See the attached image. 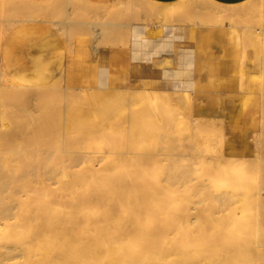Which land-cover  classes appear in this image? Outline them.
Masks as SVG:
<instances>
[{
    "label": "bare ground",
    "instance_id": "1",
    "mask_svg": "<svg viewBox=\"0 0 264 264\" xmlns=\"http://www.w3.org/2000/svg\"><path fill=\"white\" fill-rule=\"evenodd\" d=\"M6 1L9 5L14 2L9 7L11 11L16 9L14 6L23 8V4L36 2ZM80 1L85 6L75 8L86 9L94 18L115 8L122 13L128 5L129 10H134V0ZM143 1L141 16L149 18L148 26L159 27L157 33L162 35L171 33L172 19L178 15L181 18L177 23L192 26L235 24L241 10L238 6L247 4L219 6L206 0L205 6H195V16L190 19L179 4L164 6ZM44 2L43 6L52 4L50 0ZM31 3L25 7L29 9ZM124 3H128L126 9L122 7ZM33 6L30 10L25 8L27 15L22 14V19L12 22L51 25L56 32L66 26L68 29L85 25L89 55L94 58L104 52L108 31L102 25L106 20L99 17L100 20L83 22L68 18L67 13L64 20L59 18L64 17L66 9L63 16L40 19L35 13L39 3ZM258 6L253 9L258 19L254 16L253 20L249 11L251 22L242 23V29L253 49L252 65L259 76L250 80L242 74L240 86L247 87L244 82L249 80L262 95L264 3ZM32 9L34 13L29 14ZM193 17L197 22H193ZM134 19L118 23L128 33L130 26L139 22V17ZM157 19L161 21H152ZM7 21L0 18V29ZM120 77L118 70L114 77L97 73L70 76L65 79L70 78L66 85L60 82L62 94L57 88L56 93L61 94L57 99L61 100L52 106L48 121H41L30 137H17L21 138L20 150L11 147L18 139L10 127L4 138L0 135V264H264V159L257 157L260 152L264 154V139L259 137L262 151L257 143L254 147L260 151H255L258 159L252 157L254 161L226 156L221 150L222 121L192 115V90L188 83L127 76L128 84L123 88L110 87V82ZM30 87L13 82L0 62V93L8 92L19 100H41L45 92L36 88L29 91ZM154 105L163 108L161 116ZM179 114L188 118L192 133L212 139L215 136L219 153L208 148L203 153L190 149L178 152L176 148L180 149L183 140L179 145L170 134L175 126L181 129V123L176 125L173 121L175 116L181 118ZM180 118L177 122L183 121ZM157 121L168 124L159 129L161 133H156ZM190 138L187 136L186 141L190 142ZM250 177L255 179L253 183Z\"/></svg>",
    "mask_w": 264,
    "mask_h": 264
},
{
    "label": "crops",
    "instance_id": "2",
    "mask_svg": "<svg viewBox=\"0 0 264 264\" xmlns=\"http://www.w3.org/2000/svg\"><path fill=\"white\" fill-rule=\"evenodd\" d=\"M150 1L167 6L180 0ZM210 1L219 6H235L247 0ZM13 24L0 36L2 67L9 77L39 85L45 78V65L55 62L65 49V41L53 28L42 23ZM158 28L133 23L122 51L117 47L104 49L102 54L89 57L91 64L80 66L71 75L95 72L114 77L118 70L121 76L135 80L186 82L192 90V115L222 121L225 152L229 156H248L249 143L258 126V102L254 93L242 91L240 86L241 29L228 24L174 23L171 33L162 35L157 33ZM68 58H64V66L70 74Z\"/></svg>",
    "mask_w": 264,
    "mask_h": 264
},
{
    "label": "rangeland",
    "instance_id": "3",
    "mask_svg": "<svg viewBox=\"0 0 264 264\" xmlns=\"http://www.w3.org/2000/svg\"><path fill=\"white\" fill-rule=\"evenodd\" d=\"M9 1H11V0H9ZM14 1V0H13ZM12 1V2H13ZM21 1H22V3H21ZM15 0V2H17L18 4H23V2H26V0L24 1V0ZM29 1V0H28ZM31 1V0H30ZM45 0H42V1H36V2H26V4L28 3L29 5H30V3L32 4L31 6H30V8L28 9V8H26L25 6H29V5H25V4H23V6H20V7H23L24 9L26 8L27 10H30L31 8H34V6H33V4H35V3H39V6H38V10H36V14H37V16H39V18L40 19H45V18H50V16H53L54 15V17H58L59 15H61L62 13H64V10H65V15L64 14H62V16L64 15V17H59V18H61V19H65L66 17H67V14H68V18H74L75 20L76 19H79V20H81V21H94V19H96V20H100V18H102L101 20H106L105 21V26H103L102 25V27L105 29L106 27H107V30L106 31H108V33L107 34H109V35H107L106 33H105V35H106V38H107V40H105L104 41V44H105V49H110V48H112V47H117V48H119L121 51H122V49H123V47L125 46V44H126V37H127V33H126V30L124 29V28H122L121 29V27L122 26H120V24L121 23H123V22H126V21H128L129 19H132V17H133V19L134 20H137L138 19V17H139V22H137V23H148L149 22V18H144V17H142L141 15H142V13L140 12V10L142 9V7H144V5H145V2L143 1V0H134V10H129L128 8H129V5H128V3H124V5H122V7L124 8V9H126L127 8V11H122V13H121V10L120 11H118V9L117 8H115V9H113V10H110V11H108V12H103V13H100V14H97V15H95V18H94V15L93 14H91V13H88V12H86L85 10L86 9H84V10H78V9H76V8H78L79 6L81 7V6H83L84 5V3L83 2H81L80 0H50V2L52 3L51 4V6H43L44 5V2ZM47 1V0H46ZM111 1H112V3H114L116 0H109V1H107V3H111ZM259 0H247L246 1V3L247 4H245L244 6H238V9H241L240 10V14L238 15L239 17H238V19H237V22L235 23V24H231V23H225V24H230L231 26H236V27H239L240 29H241V32H242V36L244 37H242V42H241V46H242V48H243V50L244 51H242V57H241V62H243L242 63V67H240V82H241V79H242V74H244V75H246V78H248V79H255V78H258V76H259V72H258V70L254 67V65H252V64H254V59H253V49H252V47L250 46V42H249V39L247 38V36H246V34H244V31H243V29H242V23H244V22H251V20L250 19H248V18H250V15H249V11H251V13L253 14V20H254V18H255V20L256 19H258L257 18V12H255L253 9H256L257 8V6L259 5L260 6V4H261V6H262V4L264 3V0H260V4H259V2H258ZM66 2H67V4H66ZM262 2V3H261ZM9 3L10 2H8V1H6V0H0V18H3V19H5V20H8L7 22H3V24H2V26H1V29H0V36L2 37L3 35H5L6 34V32L7 31H9L13 26H14V24H13V22H12V20H20V16H22V14H24V15H27V14H25V13H27V11H26V9H25V11L26 12H24V10H23V8H19V10H22L21 12L20 11H18V8H17V6H14L16 9L14 10L13 9V7H11L12 9H13V11H11L10 9H9V7L14 3H11V5H9ZM47 3V2H46ZM49 3V2H48ZM245 3V2H244ZM256 3H258V4H256ZM176 4H179V7L180 8H184V10H185V13L189 16V18L191 19L192 18V16H195V12H196V10H195V6L197 5V6H199V7H203V6H205L206 4H208V2L206 1V0H180L179 1V3H176ZM214 4V3H213ZM243 4V3H242ZM251 4V5H250ZM256 4V5H255ZM17 5V4H16ZM47 5V4H46ZM125 5L127 6L128 5V7H126L125 8ZM217 5V4H216ZM239 5H241V4H239ZM85 6V5H84ZM258 6V7H259ZM260 6V7H261ZM45 7H47V9L44 11V9L43 8H45ZM76 7V8H75ZM219 7V6H218ZM252 7H254V8H252ZM256 7V8H255ZM69 8V9H68ZM75 8V9H74ZM252 8V9H251ZM259 9V8H258ZM257 9V10H258ZM16 10H17V12H16ZM128 10L129 11H131V12H129L128 13ZM243 10L245 11V12H243ZM246 10H248V12L246 11ZM256 10V11H257ZM43 11V12H42ZM84 11V12H83ZM134 11V12H133ZM253 11V12H252ZM60 12V13H59ZM70 12V13H69ZM80 12H82V13H80ZM134 14H133V13ZM242 12V13H241ZM19 13V14H18ZM28 13L30 14V13H34V9H32V11H28ZM67 13V14H66ZM126 13L128 14L127 15V17H123V16H126ZM132 13V14H131ZM248 13V14H247ZM250 13V14H251ZM21 14V15H20ZM140 14V15H139ZM202 14V13H201ZM243 14H245V15H243ZM247 14V15H246ZM251 14V15H252ZM23 15V18L25 17ZM42 15H43V17H42ZM48 15V16H47ZM56 15V16H55ZM133 15V16H132ZM137 15H139L138 17H137ZM46 16V17H45ZM135 16V17H134ZM248 16V17H247ZM255 16V17H254ZM100 17V18H99ZM129 17V18H128ZM252 17H251V19H252ZM59 18H56V20H59ZM124 18H126L127 20H124ZM181 17L178 15V16H176V17H174L173 19H172V22L173 23H177L178 21H179V19H180ZM244 18V19H243ZM22 19V18H21ZM63 19V20H64ZM123 19V20H122ZM193 22H197L196 21V19H195V17H193ZM240 19V20H239ZM246 19V21H243V20H245ZM248 19V20H247ZM53 20H54V18H53ZM79 20H77V21H79ZM144 20V21H143ZM147 20V21H146ZM189 20V19H188ZM252 20V23H254L255 21H253ZM153 22L155 21V23H158V22H160L161 21V19H157V20H152ZM190 22H191V20H189ZM116 22V23H115ZM118 22H121V23H118ZM257 22V21H256ZM106 23L108 24V26L106 25ZM116 24V25H115ZM115 25V26H114ZM48 26V25H47ZM49 26H51V25H49ZM116 26H118L117 28H116ZM120 26V27H119ZM192 26V25H191ZM53 27V26H52ZM113 27H115V28H113ZM54 30H56V27L54 26V28H53ZM63 29H65L64 31H63ZM69 29V31H67L66 32V30H68ZM68 29H67V26H66V28H61V30L63 31V32H65V35L64 34H60L61 35V37L63 38V40L65 41V49L63 50V52H61L58 56H57V58H56V60H55V62L54 63H52V64H47V65H45V78H44V81L42 82V83H40L39 85H40V88H37L39 85H28V84H26V83H23V82H21V81H19L18 79H16L15 77H10L11 78V80L13 81V82H15V83H17V84H21V85H25V86H32V87H30V90L29 91H34V89L35 90H37V89H41V90H43L44 92H45V94L43 95V96H41L40 97V99L41 100H39V98H38V100L37 101H34V99L36 100L37 98H33V100H22V99H18V98H16L14 95H12V94H10V93H8V92H4V91H2L1 93H0V126L2 127H0V135H1V137H5L7 134H8V132H10V130L11 131H13L14 132V134H15V136H16V138L18 137V136H21V138L23 139V137L24 138H28V137H30L31 135H33V131L35 130V128H37V125L38 124H40V125H42V122L43 121H45L44 122V124L48 121L47 119L49 118V115L48 114H50V113H52V110L54 109L52 106L53 105H55V107L58 105V103H59V101L61 100V99H57V98H61V94H62V91L60 90V87H59V85L61 84V85H66L67 83L66 82H68V80L70 79H68V80H66L65 81V79H67L68 77H70V76H72V77H77L76 75H71V73L73 72V73H75V72H77V71H79V67L80 66H83V67H85V66H88L89 64H91V59H89V57H90V55H89V53L87 52V46H88V40H89V37L87 36V30L85 29V25L83 26V27H75V28H70V26H68ZM61 30L60 31H57V33H60L61 32ZM63 32H61V33H63ZM66 33L68 34V36H66ZM105 35H104V39H105ZM118 38V39H117ZM114 39V40H113ZM244 40H246L248 43L246 44V41H244ZM72 41V42H71ZM106 42V43H105ZM245 42V45L243 44ZM107 43H108V45H107ZM118 43V45H116ZM114 44V45H113ZM121 44H122V46H121ZM246 45H248V46H250V47H246L245 48V46ZM68 47V48H67ZM69 50V51H68ZM66 56H69V58L67 59V65L69 66V69H68V72L70 73V74H67V75H65V73H66V71H65V67H67V66H64V62H65V57ZM244 60V61H243ZM94 62V64L96 63V61H93ZM253 62V63H252ZM243 65H244V67H243ZM253 66V67H252ZM242 68H243V70H242ZM67 69V68H66ZM61 70V71H60ZM121 70H123V69H121ZM243 71V72H242ZM65 72V73H64ZM63 73V74H62ZM57 74H58V76H57ZM61 74V75H60ZM93 74V76L95 75V72H93L92 73ZM60 76V77H59ZM65 76H66V78H65ZM60 78V79H57V78ZM42 79V77H40V80ZM113 79V78H112ZM62 81V82H61ZM58 82H59V84H58ZM61 82V83H60ZM249 82V80H245V82L244 83H247V87H245V86H241V90L242 91H246V92H252V93H254V95L256 96V98H257V102H258V111L260 112V109H261V112L259 113L258 112V126H257V131H256V133L252 136V138L254 139V141L252 140V138H251V141H250V143H249V151H250V154L248 155V156H243L242 158H251L252 159V157L254 158L255 156H256V152H260V151H262L263 149H261V147H259L260 146V144H262L263 146H264V140H261V139H264L263 138V136H264V116H263V113H264V99H262L261 100V98H264L263 96H264V93L262 92V95H260L261 94V92L259 93V91L257 90V89H255L254 87H253V84H251L250 82ZM70 83V82H69ZM76 83H78V82H76ZM55 84V85H54ZM56 84H58V86H56ZM128 84V81H127V79H126V77L125 76H121L120 78H118V79H114V80H112L111 82H110V87L112 86V87H114V88H123L124 86H126ZM52 85H54V86H52ZM60 85V86H61ZM71 85H73L72 83H71ZM55 86H56V88H55ZM69 86V85H68ZM45 87V88H44ZM72 88H74L73 86H71ZM32 88V89H31ZM57 88L60 90V93L61 94H59V93H56V92H59V91H57ZM53 89V90H52ZM54 89H56V90H54ZM55 91V92H54ZM69 91H71L70 89H69ZM53 92V93H52ZM66 92H68V91H66ZM50 93H52V94H50ZM54 94L56 95V96H54ZM58 94V95H57ZM75 94V93H74ZM78 93H76V95H77ZM49 99V100H48ZM76 100H79L78 98L76 99ZM34 101V102H33ZM75 101V100H74ZM259 101H261L260 103H259ZM262 101H263V103H262ZM38 102V103H37ZM42 103H45V105H43ZM57 105H56V104ZM75 103V102H74ZM77 103V102H76ZM23 105L25 106V107H23ZM41 105V106H40ZM44 106H46V107H44ZM48 106V107H47ZM155 107H154V110H158V114L157 115H162V113H163V108H161V105L159 106L158 105V107L159 108H157V105H154ZM259 106H260V109H259ZM262 106H263V108H262ZM53 108V109H52ZM23 109V110H22ZM34 109V110H33ZM22 110V111H21ZM29 111V113L27 112V111ZM31 110H33V112H31ZM39 110V111H38ZM153 110V109H152ZM159 110L161 111L160 113H159ZM12 111V112H11ZM2 112H3V114H2ZM22 112V113H21ZM38 113V114H36V113ZM48 112V113H47ZM12 113V114H11ZM26 113V114H25ZM31 114V115H30ZM40 114V117L38 116ZM165 114V113H164ZM262 114V115H261ZM46 115H47V118H46ZM51 115V114H50ZM181 114H179V116H180ZM261 115V116H260ZM43 116H45V119H42V118H44ZM263 116V117H262ZM15 117V118H14ZM34 117V118H33ZM176 117V121L173 119V118H171V120L173 119V121H174V123L176 122V125H177V123H181L180 124V127H181V129L180 130H178V128H177V126H175V124L174 123H172L171 122V120H170V122H171V125L173 126H175L176 128H177V132H176V128L175 129H173V134L171 133V131L169 132V133H171L170 135H171V138L172 137H174V138H172L173 139V141H176V138H177V143L179 144V143H181V141H182V145L180 146V149L177 147L176 149L178 150V152H179V150L180 151H184L183 149H185V151H187V150H189L190 149V151H192V152H195V153H197V152H199V153H203V152H206L208 149H212L211 151H213V153H215V154H218L219 153V151H220V148L218 147L219 146V143L217 144V141H215V139L214 138H216L215 136L213 137V139H214V141H212L213 139L211 138L212 136H210L209 137V135H206V134H194V133H192L190 130H189V128H188V124H189V120H188V118H186L185 117V115H181V118H180V120H183L182 122L181 121H178L177 122V120L179 119V118H177L178 116H175ZM33 118V119H32ZM40 118V120H35V119H39ZM165 119H167V117L165 118ZM21 120V121H20ZM33 120V121H32ZM161 120H164V117H163V119H160V121ZM185 120V121H184ZM23 121V122H22ZM32 121V122H31ZM39 121H40V123H39ZM42 121V122H41ZM160 121H157V125H156V129H157V131H156V133H161V132H159V129H161L162 128V126H164L166 123V121L164 122V121H162L163 122V124L161 125V123H159ZM260 121H263V124H261L260 123ZM5 122V123H4ZM30 122V123H29ZM21 123V124H20ZM26 123V124H25ZM167 123H169V121L167 122ZM184 123V124H183ZM30 124H31V126H30ZM158 124H159V127H158ZM186 124H187V126H186ZM18 125V126H17ZM39 125V126H40ZM168 125V124H167ZM167 125H165L166 127H167ZM185 125V126H184ZM261 125V126H260ZM5 126H7V127H5ZM169 126H170V124H169ZM179 126V125H178ZM11 129H10V128ZM185 127H187L185 130L183 129V128H185ZM261 127V128H260ZM5 128V129H4ZM10 129V130H9ZM32 129V130H31ZM172 129V128H171ZM259 129L261 130V131H259ZM8 130V131H7ZM15 130V131H14ZM17 130V131H16ZM175 130V131H174ZM182 130H184L183 131V133H181V134H178L177 135V133H178V131H180V132H182ZM23 131V132H22ZM24 131H26V132H24ZM176 132V133H175ZM261 132V133H260ZM174 133L176 134V135H174ZM2 134H3V136H2ZM19 134V135H18ZM193 134V135H192ZM203 135V136H202ZM260 135V136H259ZM176 136H178V137H176ZM187 136L190 138V137H192V138H190V139H192V140H190V142L188 141H186V140H189V139H187ZM195 136H197V137H195ZM257 136H258V138H257ZM0 137V138H1ZM194 137V138H193ZM259 137L261 138V139H259ZM3 138L2 139H0V142H1V140H3ZM21 138H17L18 139V141H17V139H16V141H14V142H16V143H14V144H12L11 143V147L12 148H15V149H17V150H20L18 147H19V140L21 139ZM181 138V139H180ZM255 138L259 141V142H257V141H255ZM180 141H179V140ZM185 139V140H184ZM207 139V140H206ZM212 139V140H211ZM195 140L197 141L198 140V142H195ZM209 140H211V141H209ZM262 141V143H261V141ZM179 141V142H178ZM186 141V142H185ZM253 141V142H252ZM199 142H201L200 144H199ZM215 142V143H214ZM176 143V142H175ZM177 143H176V146H179V145H177ZM184 143V144H183ZM186 143H187V145H186ZM196 143V144H195ZM204 143H205V145H204ZM256 143L258 144V150H259V148H260V151H258L256 148H254V147H256L257 145H256ZM218 146H217V145ZM0 145H1V143H0ZM194 145V147L196 146V148L194 149V147H193V149H191L192 148V146ZM253 145H255V146H253ZM212 146V147H211ZM263 146H262V148H263ZM183 147V148H182ZM204 147V148H203ZM182 148V149H181ZM208 148V149H207ZM14 149V150H15ZM200 149V150H199ZM207 149V150H206ZM176 150V151H177ZM202 150V151H201ZM221 150H222V152L226 155V156H229L226 152H225V150H224V146L222 145V148H221ZM256 151V152H255ZM254 152V153H253ZM262 153H264V150H263V152ZM254 154V155H253ZM262 155H263V157H264V154H261V152H260V154H257V157L259 158V159H264L263 157H262ZM257 157H255L254 158V160H256V158ZM257 158V159H258ZM253 160V159H252ZM253 160V161H254ZM251 177H254L255 178V176H251ZM251 177H250V179H251ZM254 178H252L254 181H255V179ZM249 179V180H250ZM252 179H251V182L253 183V181H252ZM251 184V183H250Z\"/></svg>",
    "mask_w": 264,
    "mask_h": 264
}]
</instances>
